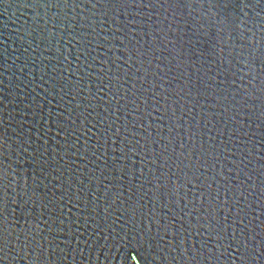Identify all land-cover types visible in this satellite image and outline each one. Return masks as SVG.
I'll use <instances>...</instances> for the list:
<instances>
[{"label": "water", "instance_id": "water-1", "mask_svg": "<svg viewBox=\"0 0 264 264\" xmlns=\"http://www.w3.org/2000/svg\"><path fill=\"white\" fill-rule=\"evenodd\" d=\"M0 264H264V0H0Z\"/></svg>", "mask_w": 264, "mask_h": 264}]
</instances>
